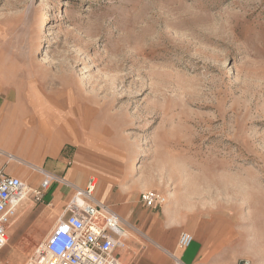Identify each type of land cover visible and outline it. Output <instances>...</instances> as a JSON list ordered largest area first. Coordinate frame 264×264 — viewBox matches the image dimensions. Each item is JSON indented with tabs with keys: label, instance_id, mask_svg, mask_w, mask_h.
<instances>
[{
	"label": "rangeland",
	"instance_id": "1",
	"mask_svg": "<svg viewBox=\"0 0 264 264\" xmlns=\"http://www.w3.org/2000/svg\"><path fill=\"white\" fill-rule=\"evenodd\" d=\"M0 88L17 108L0 130L9 153L42 166L79 149L129 186L264 215V0H0ZM24 108L69 136L23 139ZM9 170L39 182L27 165ZM66 196L23 200L0 264L29 262Z\"/></svg>",
	"mask_w": 264,
	"mask_h": 264
},
{
	"label": "crops",
	"instance_id": "2",
	"mask_svg": "<svg viewBox=\"0 0 264 264\" xmlns=\"http://www.w3.org/2000/svg\"><path fill=\"white\" fill-rule=\"evenodd\" d=\"M11 101L9 98L1 103L0 111L15 105ZM16 101L17 104L22 100ZM79 151L72 155L57 152L54 156L44 155L39 164L45 167L52 158L62 169L61 175L79 187H85L93 174L99 178L98 199L110 205L124 224L140 230L131 229L137 241L130 239L127 247L118 251L125 264H176L175 257L185 264H238L244 259L251 264H264V215L259 216L257 206L226 201L221 204L188 201L184 205L180 199L167 195L166 204L147 207L140 200L144 187L129 186L120 170L102 165ZM59 184H54L44 193L42 201L36 203L51 204L56 198L73 195L74 188L68 186L65 191L67 185ZM183 231L194 236L187 247L178 243Z\"/></svg>",
	"mask_w": 264,
	"mask_h": 264
},
{
	"label": "built area",
	"instance_id": "3",
	"mask_svg": "<svg viewBox=\"0 0 264 264\" xmlns=\"http://www.w3.org/2000/svg\"><path fill=\"white\" fill-rule=\"evenodd\" d=\"M12 159L11 153L0 149V250L9 241L23 200L30 196L33 201L40 202L47 190L62 183L74 188L75 193L27 264H124L118 251L127 247L131 229L140 230L124 224L110 205L98 199V178L90 177L85 187H79L38 166L36 172L40 179L33 186L9 170ZM140 200L147 207L164 205L168 201L167 195L155 189L144 190ZM193 240L190 232L183 231L178 243L187 247ZM175 260L176 264H185L178 257ZM238 264H251V261L244 259Z\"/></svg>",
	"mask_w": 264,
	"mask_h": 264
},
{
	"label": "bare ground",
	"instance_id": "4",
	"mask_svg": "<svg viewBox=\"0 0 264 264\" xmlns=\"http://www.w3.org/2000/svg\"><path fill=\"white\" fill-rule=\"evenodd\" d=\"M70 93H71V95L74 94L73 91H70ZM72 97H73V95H72ZM19 108H20V110H22L23 107L21 108L19 106ZM16 109L17 108L10 106V107L4 108L0 111V130H1V132H3L4 136H6V134H8V131H9L8 124H9L10 120H12L14 118L15 113H16L15 112ZM23 110L25 112L22 113V120L25 121L24 126H26V128L22 131V135L20 133V136H22L23 139H28L29 141L31 140V142L36 140V139H40V138H41V140H43V139L44 140H48V139L57 140L60 138L61 139L65 138L64 140H66L65 135L69 136L70 133H65V131H62V132H58V131L56 132L55 131L54 133H51L50 130L47 129V123L41 120L42 119L41 116H38L39 113H37V110L34 109V112L33 111L29 112L30 109H27V108H24ZM87 110L89 112L88 116L91 115L92 114L91 113L92 112L91 106H88ZM84 124L85 123L83 122V125ZM87 125L88 124H85V126H87ZM84 131H87V130L84 128ZM84 131L82 130V132H84ZM76 132H78V131H76ZM67 138H69V137H67ZM43 148H44L43 152L45 154H54L55 148L53 147L52 144H48L47 146H45ZM0 149H3V148H0ZM10 153H11V155H13L12 161L18 162L19 165H27V166L33 168L34 170H37L38 166L36 164H33L32 161L26 160V159L24 160V158H21L20 156L14 154L12 152H10ZM62 180H63V178H62Z\"/></svg>",
	"mask_w": 264,
	"mask_h": 264
}]
</instances>
